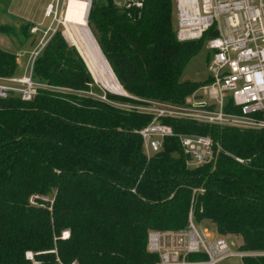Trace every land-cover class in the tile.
<instances>
[{"label":"trees","instance_id":"trees-1","mask_svg":"<svg viewBox=\"0 0 264 264\" xmlns=\"http://www.w3.org/2000/svg\"><path fill=\"white\" fill-rule=\"evenodd\" d=\"M86 21L130 95L184 105L204 84L180 75L209 34L178 41L172 0L141 7L91 0ZM31 26L2 24L0 32L22 47ZM16 56L0 48L1 76L15 74ZM32 77L42 84L32 100L0 98V264H32L26 251L38 264H157L149 230L184 229L190 211L221 235H239L238 248L264 249V128L162 118L176 134L209 135L213 158L189 166L177 136L147 158L135 130L152 115L101 99L137 103L99 88L61 30L35 57ZM225 110L239 111L230 100Z\"/></svg>","mask_w":264,"mask_h":264},{"label":"built area","instance_id":"built-area-1","mask_svg":"<svg viewBox=\"0 0 264 264\" xmlns=\"http://www.w3.org/2000/svg\"><path fill=\"white\" fill-rule=\"evenodd\" d=\"M69 0H52L45 7L44 16L63 17ZM89 1V6L91 0ZM143 0H125L126 7H141ZM174 31L178 41L204 39L209 54L206 58L209 81L186 97L184 105L141 99L122 92L114 94L132 98L137 103L116 102L105 94L98 95L118 107L151 114L152 119L135 130L143 142L149 158L161 147L165 137L177 136L183 153L196 165L208 163L214 154V142L209 135L176 134L162 118H188L220 126L248 129L264 128V0H172ZM63 24V21H60ZM64 25V24H63ZM42 30L32 25V35L42 32L34 51L29 71L25 75H0V98L18 96L23 101L34 98L42 84L32 77L35 57L57 28ZM63 34V32H62ZM239 109L225 110L226 102ZM219 147V146H218ZM236 160L242 161L236 157ZM69 236V230L61 233ZM147 249L158 256L157 264H219L233 258H262L264 249H232L222 236L213 235L206 227L196 224L189 212V222L181 230L151 229L147 234ZM191 254L204 257L190 259ZM25 257L38 264L31 251ZM70 264H76L75 261Z\"/></svg>","mask_w":264,"mask_h":264},{"label":"rangeland","instance_id":"rangeland-1","mask_svg":"<svg viewBox=\"0 0 264 264\" xmlns=\"http://www.w3.org/2000/svg\"><path fill=\"white\" fill-rule=\"evenodd\" d=\"M51 1L52 0H12L11 1V3L13 2L12 6L10 5L7 7V4L10 2V0H0V25L5 24V25L10 26V27L14 26V28H18L20 24L27 21L26 19H24L22 17H27V18H31V19H38L40 21L38 24V26H40V28L42 27L43 30H47L48 28H50L49 33L51 32V29H53V28H57V30H61V32H63V36H64L65 40L68 42V44L73 45L71 43V40L69 39V36H67L65 34V32L67 31V28L65 27V25L60 23V21H64V16L59 17L57 15L55 18L44 16L45 7ZM99 1L105 2L106 0H99ZM124 1L125 0H113V2L116 3L117 5H123ZM19 15H21L22 17H20ZM172 18H173V25H174L173 13H172ZM88 29H89V27H88ZM72 30H74L73 27H72ZM89 31H90V29H89ZM90 33H91V36L94 39L96 45L98 46V44L95 40V37L93 36L91 31H90ZM75 34H76V32H75ZM75 37H76V35H75ZM40 38H42V32H39V34H36L33 36L30 35V38L25 42V44L22 47H19V42L16 39L15 35L5 33V32H3V33L0 32V48L6 49L9 51L17 52V56H16V62H17L16 72L17 73L24 74V75L28 73L30 59H31L34 51L39 46V39ZM77 38L78 37H76V39ZM31 39H34V43H30ZM73 46H76V45H73ZM76 48L78 49L77 46H76ZM98 48H99V46H98ZM99 50H100V48H99ZM100 52H101V50H100ZM80 54H81V52H80ZM89 54H90V56L93 55L91 52H89ZM101 54H102V52H101ZM208 54H209V50L207 48V45H206V43H203L202 46L200 47L198 53L195 54L186 64L185 68L183 69V71L180 75V80H182V81H184V80L196 81L199 83L207 82L209 80V72L207 70V64H206V58H207ZM83 56L86 58L85 62L87 64L88 70H89V67L91 68V70H93L94 66H92L91 60H89L90 56L88 54H83ZM104 59H105V57H104ZM105 61H106V59H105ZM94 68L95 69L98 68L99 70L100 69L102 70L101 66H99L98 64ZM93 79H94L95 84L97 86H99V88H101L102 90H105V91H109V92L114 94L113 91H110L109 89H107L105 87L106 85L107 86L108 85L113 86V84L111 83V79H107V76H105L102 72L99 71V78H97L95 80V78L93 77ZM120 92H122V91H117L116 93H120ZM188 165L193 167L196 165V161L194 159H189ZM196 224L203 226V227H206L207 229L210 230V232L213 235L224 237L232 249H238L239 245L241 244V237L237 234L221 235V234L217 233V231L215 230V224L211 220L204 219L200 222H196ZM219 264H243V263L240 259L229 258V259H226V260L220 262Z\"/></svg>","mask_w":264,"mask_h":264},{"label":"bare ground","instance_id":"bare-ground-1","mask_svg":"<svg viewBox=\"0 0 264 264\" xmlns=\"http://www.w3.org/2000/svg\"><path fill=\"white\" fill-rule=\"evenodd\" d=\"M89 1L88 0H69L66 7L65 12L63 14L64 21L63 24L67 28L65 34L69 36L71 43L78 47V51L81 52L84 61L86 58L83 54H89L91 52L93 55L90 56L92 66H101L102 70L98 68H94L91 70L89 67V71L91 72L92 76L95 78H99V71L102 72L107 79H111V85H106L105 87L110 91L117 92L122 91L121 86H119L115 76L113 75L109 64L105 61L103 55L101 54L98 46L96 45L94 39L91 36V33L86 24V18L89 10ZM72 27L74 30H72ZM65 28V29H66ZM76 32V34H75ZM78 37L76 39V37ZM80 35V36H79ZM84 52V53H83ZM89 58V57H88ZM106 73V74H105ZM107 81V80H106Z\"/></svg>","mask_w":264,"mask_h":264},{"label":"crops","instance_id":"crops-1","mask_svg":"<svg viewBox=\"0 0 264 264\" xmlns=\"http://www.w3.org/2000/svg\"><path fill=\"white\" fill-rule=\"evenodd\" d=\"M11 1H12V0H10V2L7 4V7L10 6V5L12 6V3H13V2L11 3ZM12 13H13V12H12ZM15 15H16V14H15ZM19 16L22 17L21 15H19ZM22 18L26 19L27 22H30L32 25H34V24H35V25H38L39 22H40L38 19H31V18H27V17H22ZM37 21H38V22H37ZM41 29H42V27H41ZM42 30H43V29H42ZM40 36H41V35H40ZM15 74L18 75V76H20V75H24V74H19V73H17L16 70H15Z\"/></svg>","mask_w":264,"mask_h":264},{"label":"water","instance_id":"water-1","mask_svg":"<svg viewBox=\"0 0 264 264\" xmlns=\"http://www.w3.org/2000/svg\"><path fill=\"white\" fill-rule=\"evenodd\" d=\"M75 48H76V46H75ZM77 49V48H76ZM77 51H78V49H77ZM79 52V51H78ZM79 54H80V52H79ZM81 55V54H80ZM81 57H82V55H81ZM83 58V57H82ZM84 60V59H83ZM86 63V62H85ZM86 66H87V64H86ZM88 68V67H87Z\"/></svg>","mask_w":264,"mask_h":264}]
</instances>
